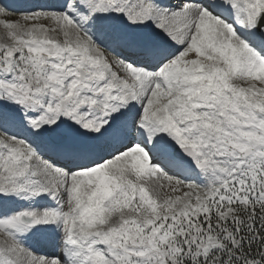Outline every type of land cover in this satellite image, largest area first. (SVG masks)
<instances>
[{
    "label": "snow or ice",
    "instance_id": "6c2138e0",
    "mask_svg": "<svg viewBox=\"0 0 264 264\" xmlns=\"http://www.w3.org/2000/svg\"><path fill=\"white\" fill-rule=\"evenodd\" d=\"M0 264H264V0H0Z\"/></svg>",
    "mask_w": 264,
    "mask_h": 264
}]
</instances>
